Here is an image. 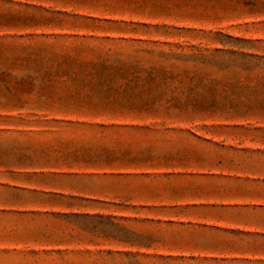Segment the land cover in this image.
I'll list each match as a JSON object with an SVG mask.
<instances>
[{"label":"rangeland","instance_id":"rangeland-1","mask_svg":"<svg viewBox=\"0 0 264 264\" xmlns=\"http://www.w3.org/2000/svg\"><path fill=\"white\" fill-rule=\"evenodd\" d=\"M0 264H264V0H0Z\"/></svg>","mask_w":264,"mask_h":264}]
</instances>
